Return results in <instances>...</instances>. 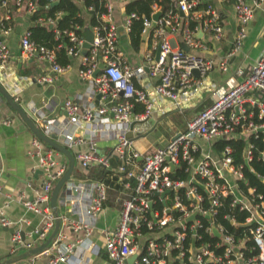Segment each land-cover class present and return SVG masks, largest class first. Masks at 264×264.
Listing matches in <instances>:
<instances>
[{"label": "built area", "instance_id": "1", "mask_svg": "<svg viewBox=\"0 0 264 264\" xmlns=\"http://www.w3.org/2000/svg\"><path fill=\"white\" fill-rule=\"evenodd\" d=\"M11 1L23 6L28 14L35 9L31 0H0L3 35L9 32L6 21ZM128 1L119 0L123 4ZM169 1L172 8L160 13L157 20L152 19L158 9L155 4L151 5L150 17L142 18V32L150 33V50L134 66L124 59L118 41L119 32H129L132 20L139 17L132 12L116 20L108 0L104 2L100 21L90 28L93 36L86 55H80L84 38L75 33L80 29L77 25L74 30L55 31V38L62 35L69 42L66 56L79 57L77 77L85 89L76 94L75 100L63 101V125L53 119H42L38 111H31L33 123L39 124L41 127L37 128L45 136H51L69 152L73 165L56 199L60 227L51 243L29 256L25 264H35L39 256L48 254L54 246L56 253L46 264H91V258L100 251L92 239L94 232L101 240L107 264H264V207L238 189L243 165L251 171L248 164L254 157L253 144L248 138L256 137V133L264 134V122L256 123L252 118L254 111L257 119L264 114V103L258 97V92L264 93V49L240 81L211 91V103L187 120L184 130L174 133L164 146L137 148L127 136L131 123L146 121L155 111L161 113L167 107L179 110L196 92L205 89L202 78L214 67L211 59L177 47L171 36L181 29L184 45L190 49L203 48L196 32L206 31L219 39L222 31L218 13L205 9L199 24L192 28L181 26L191 18V13H196L194 9L199 1ZM221 1L232 2L237 22L231 54L240 46L253 12L263 0ZM179 13L184 15L183 21ZM47 22L54 24L49 18ZM19 46L21 59L36 54L47 63V72L36 79L40 84L54 83L67 68L58 63L53 49L31 40L29 32L20 37ZM8 60V47L0 39L3 88L8 84V72H5ZM99 62L102 68L92 77ZM217 67L225 71L224 60ZM18 90L12 95L6 90L16 103ZM134 104H139L141 110L133 111ZM164 104L165 108L159 107ZM218 139L245 141L243 165L234 164L230 144H225L214 156L204 151L199 142L205 144ZM26 154L36 158L40 184L31 197L20 192L17 199L24 211L43 222L38 229L24 234L17 227L19 222H25L22 218L12 221L0 211V226L12 229L10 254L26 251L45 240L54 223L49 197L67 169L61 154L35 137ZM257 159L264 163V149L258 152ZM109 191L116 192L115 221L110 227L97 229L95 220ZM252 192L251 188L248 194L251 196ZM227 195L231 197L230 207L245 213L241 223H235L232 215H224L231 225L244 226L242 236L236 239L213 218L221 206V197ZM255 198L260 200L261 195ZM191 215L193 218L187 221ZM201 217L208 219V224L204 225ZM66 230L79 232L80 238L64 243ZM204 236L217 240L211 242ZM215 248H221L220 253H215ZM131 257L135 258L128 263Z\"/></svg>", "mask_w": 264, "mask_h": 264}, {"label": "crops", "instance_id": "2", "mask_svg": "<svg viewBox=\"0 0 264 264\" xmlns=\"http://www.w3.org/2000/svg\"><path fill=\"white\" fill-rule=\"evenodd\" d=\"M108 1L113 6L115 19L120 21L122 17L126 15L123 12L124 4L120 3L119 0ZM198 1L199 4L194 9L196 13H191V18L188 21H183L184 15L179 13V18H181L180 21H183L181 26L192 28L195 24H199L204 18L203 11L211 8L219 15V24L222 31L220 38L214 39L209 32L197 31L196 38L203 43V48L190 49L182 43L181 29H178L174 35L171 36V40L181 49V45H183L187 49L186 52H192L213 61L214 67L202 78V81L205 83V89L203 88L200 92H196L195 95L183 103L179 110L167 107L164 112L160 113L155 111L146 121L131 123V129H129V131H133L135 127H138L136 128L137 130H135V137L129 136L137 148L142 149L148 145H153L155 147L164 146L174 133L184 130L186 121L192 118L199 109L211 103L213 99L210 95L211 91L227 88L235 82L240 81L248 73L251 64L264 49V0L255 8L253 16L247 25L244 39L241 41L238 49L231 54L229 53L237 30V22L233 12L232 2H222L221 0ZM14 5L12 1L9 2V19L6 21L9 32L6 35L0 32V39L5 42L9 50L8 68L5 71L8 72L6 80L8 84L4 85V88L11 95L19 89L17 92V104L26 107L32 119L33 116L31 111L33 113L38 111V117L42 119H53L57 121L59 125H63V116L65 115L62 107L63 101L67 98L75 100L76 94L81 93L85 89L84 83L77 77L80 59L79 57L67 56L68 62L64 64L67 65V68L54 83L50 85L38 83L36 79L47 72L48 65L45 61L39 59L36 54L28 59H21L19 57L20 37L25 32H29L27 29L35 25L34 23L52 27L54 37L55 31L58 30H56L54 24L51 25V23L47 22V19L38 17L39 19L36 18L35 20H31L30 17L33 12L28 14L23 6ZM77 5L84 19V26L80 29V31H82L80 36L84 38V31H91V25H89L91 14L89 10L83 8L81 3ZM155 12L160 13L161 10L158 8ZM128 33L129 32L123 31L119 32L118 44L122 48L124 59L130 65L134 66L139 64L144 54L150 50V33L144 34V32H141L140 43L136 50L129 44ZM154 53L155 51L153 50V54ZM223 60L226 66L225 71L217 67V64ZM84 94L85 92L83 95ZM258 95L260 101L264 103V93L258 92ZM96 99L97 97L92 101L95 102ZM135 105L140 108H137V110L140 111L141 106L139 104ZM159 107L165 108L166 104L159 105ZM160 126L163 132L161 141L158 139L155 144L148 141L144 142L147 136L146 133ZM37 127L41 126L38 124ZM172 128L174 129L171 130ZM32 137L33 135L25 123L0 96V211L12 221H17L22 218L25 222H19L17 227L24 234L31 233L34 229H38L43 222L40 217L24 211L17 199V195L20 192H23L26 197H31L40 184L41 173L37 168L36 158L26 154ZM199 142L203 150L211 155L217 156L219 153V151H215L213 148L212 142L205 144L201 141ZM60 158L65 159L68 167L66 157L61 154ZM105 213L107 214L102 216ZM115 217L116 210L114 206L103 207L95 220L96 228L99 229L105 226H112ZM9 229L12 231L10 227L4 228L0 226V261L23 251L18 250L16 254L9 253L12 247L10 240L11 232ZM52 229L53 226L47 233L46 238L50 235ZM61 231H63V229ZM64 233L66 235L64 243L72 239L74 240L76 237L80 238L79 232L71 233L66 230ZM96 234L97 232H94L92 239L99 245L100 251L96 256L91 258V264H107L101 240L97 238ZM56 247H51V250L49 247L48 250H50V252L46 255L39 256L35 264H46L47 259L55 255ZM28 258L29 257L23 258L10 264H25ZM129 259H127V262Z\"/></svg>", "mask_w": 264, "mask_h": 264}, {"label": "trees", "instance_id": "3", "mask_svg": "<svg viewBox=\"0 0 264 264\" xmlns=\"http://www.w3.org/2000/svg\"><path fill=\"white\" fill-rule=\"evenodd\" d=\"M35 4V9L31 14L30 19L35 20L38 17L44 19L53 20L56 30H74V26L77 25L80 29L84 26V19L81 16L78 3H81L83 8H90V20L89 25L93 26L100 21V15L104 13V2L106 0H58L56 3L51 2V0H31ZM155 4L157 8L161 10V15L165 13L168 9L172 8L169 0H130L126 2L123 6V12L128 15L134 12L139 19L132 20L130 25V31L128 33V39L130 46L136 50L140 43V35L142 32L141 21L142 18H149L152 12L151 5ZM15 6V5H14ZM46 6V8H44ZM29 27L27 30L30 33V38L37 44L44 45L47 48L54 50L58 63L64 65L68 62V57L66 56L65 49L69 46L67 38L64 36L54 37L52 27L49 25L36 24ZM75 30L77 35L82 34V31ZM135 105V104H134ZM209 105V104H208ZM138 106L135 105L133 111L137 110ZM140 109V108H138ZM203 109V108H202ZM201 109H199L200 111ZM253 120L256 123L264 122V114L261 119L256 118V112L254 111ZM248 141L253 144V159L249 162L248 167L251 171L243 165L242 152L245 148V142L242 140H223L218 139L212 142V146L215 151H220L225 144H230L232 147L231 156L233 157L234 164L243 165V179L238 181V189L245 196L253 199L256 202H261L264 207V163L257 159V154L259 151L264 149V134L256 133V137L249 136ZM253 189L251 196L248 194L250 189ZM261 195V199L255 198V195ZM116 192L109 191L107 194V199L103 203L105 206L117 207L114 201ZM230 196L221 197V206L217 208L214 215L220 225H222L228 232H230L235 239L242 236L244 226L231 225L228 219L224 218L225 214L232 215L235 218V223H241L244 219L245 213L238 212L237 208H231L229 205ZM206 203V199H204ZM201 222L206 225L208 224V219L201 217ZM205 240L211 242L216 241L214 237L204 236ZM250 242L247 243V245ZM215 253H220L221 248H215ZM177 264V263H176ZM209 264V263H208Z\"/></svg>", "mask_w": 264, "mask_h": 264}, {"label": "water", "instance_id": "4", "mask_svg": "<svg viewBox=\"0 0 264 264\" xmlns=\"http://www.w3.org/2000/svg\"><path fill=\"white\" fill-rule=\"evenodd\" d=\"M159 14H160L159 12H155L152 15V19L154 21L157 20ZM92 36L93 35H92L90 30L84 31V41H83V43L81 45V49H80V54L82 56L86 55L87 51L90 49L91 42H92ZM181 47L185 51L187 50L183 45H181ZM101 68H102V65L99 62L97 65V68L95 69V71L92 74V77H95V75L98 73V71ZM192 72L195 76H197L196 71H192ZM0 96L5 100V102L9 105V107L21 118V120L25 123V125L29 129V131L32 133L33 137H35L40 142L44 143L45 145L49 146L50 148H52L55 151L62 154L64 157H66V159L68 161V167H67L64 175L56 182L55 186L53 187V189L51 191L50 197H49V206L52 209V212L54 215L53 229H52L50 235L41 244L0 261V264H10V263L15 262L17 260L32 256V255L38 253L39 251H41L42 249H44L45 247H47L48 244L50 243L51 239L53 238V236L57 232L59 221H58L57 213H56V199H57L58 191H59L61 185L67 179L68 174L72 168L73 160H72V157L69 154V152L62 145L55 142L51 136L50 137L45 136L37 128V126H35V124L32 121V117H31V114L29 113L28 109L26 107L20 106L16 102H14L12 100L11 96L6 92V90L1 85H0ZM130 129H131V126H130ZM192 218H193V215L189 216L187 218V221L192 219ZM9 231L11 232L10 229H9ZM212 232L215 236H217V232L215 231V229H212ZM134 258L135 257H131L128 260V263H130Z\"/></svg>", "mask_w": 264, "mask_h": 264}, {"label": "rangeland", "instance_id": "5", "mask_svg": "<svg viewBox=\"0 0 264 264\" xmlns=\"http://www.w3.org/2000/svg\"><path fill=\"white\" fill-rule=\"evenodd\" d=\"M162 125H164V124H162ZM161 126L160 127H155L153 131H151L149 133H146L147 136L145 137L144 142L148 141L150 143L155 144L156 140L160 139V141H161V139L163 138V132H162ZM136 128H138V127H135V129L133 131H128L127 136L128 137L132 136L134 138L135 134H136L135 130H137ZM139 128H141V127H139ZM173 129L174 128H172L171 130H173ZM106 214L107 213L103 214L102 216H105Z\"/></svg>", "mask_w": 264, "mask_h": 264}]
</instances>
